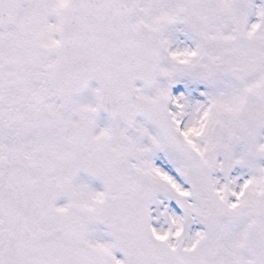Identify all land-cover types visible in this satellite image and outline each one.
<instances>
[{
	"label": "snow or ice",
	"instance_id": "snow-or-ice-1",
	"mask_svg": "<svg viewBox=\"0 0 264 264\" xmlns=\"http://www.w3.org/2000/svg\"><path fill=\"white\" fill-rule=\"evenodd\" d=\"M0 264H264V0H0Z\"/></svg>",
	"mask_w": 264,
	"mask_h": 264
},
{
	"label": "rangeland",
	"instance_id": "rangeland-1",
	"mask_svg": "<svg viewBox=\"0 0 264 264\" xmlns=\"http://www.w3.org/2000/svg\"><path fill=\"white\" fill-rule=\"evenodd\" d=\"M94 87V86H93ZM88 94V93H87ZM91 100L90 94H88V101ZM107 122L106 119H103V117L100 118L101 126H103ZM98 186V185H97Z\"/></svg>",
	"mask_w": 264,
	"mask_h": 264
}]
</instances>
